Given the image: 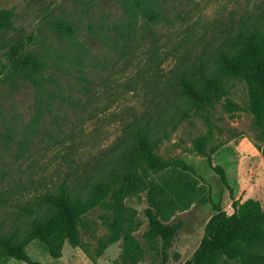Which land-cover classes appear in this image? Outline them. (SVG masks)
<instances>
[{"label": "rangeland", "instance_id": "1", "mask_svg": "<svg viewBox=\"0 0 264 264\" xmlns=\"http://www.w3.org/2000/svg\"><path fill=\"white\" fill-rule=\"evenodd\" d=\"M125 1L0 0V9L14 11L0 33V235L25 237L45 194L62 183H85L86 172L95 174L124 150L119 137L133 123L161 136L156 150L164 158L179 156L207 176L215 204L195 197L176 210L171 220L181 227L166 244L145 236L146 192L127 198L129 226L142 246L136 261L124 256V235L115 237L104 208H97L80 243L66 242V264H183L191 258L216 207L233 208L231 190L209 167L210 155L226 167L235 199L264 201V141L246 81L224 75L227 93L204 106L187 99L181 85L202 60L215 69L244 22L262 24L264 0H158L160 20L137 12L134 26ZM61 22L77 29L76 38L64 35ZM18 43L52 63L40 72V90L12 73L7 53ZM27 248L39 261L58 263L37 240ZM0 264L29 263L3 258ZM220 264L242 263L228 257Z\"/></svg>", "mask_w": 264, "mask_h": 264}, {"label": "trees", "instance_id": "2", "mask_svg": "<svg viewBox=\"0 0 264 264\" xmlns=\"http://www.w3.org/2000/svg\"><path fill=\"white\" fill-rule=\"evenodd\" d=\"M158 4V0L125 1L132 19L131 26H134L137 12L150 22H158L162 16ZM13 14L12 8L0 9V33L10 25ZM60 26L68 39L76 38L74 26L67 22H61ZM7 55L12 73L31 78L40 90L43 85L40 72L52 64L46 56L27 53L24 43L13 45ZM191 72V77L182 78L181 85L186 98L198 106L212 104L227 93L224 75L245 80L249 108L264 141V21L262 24L244 22L233 46L222 51L215 69H210L202 60ZM173 103L177 104L176 101ZM132 125L127 134L119 137V143L125 142L124 150L95 168V174L86 172L85 183H62L45 194L40 208L25 228V237L0 235V255L3 258L47 264L35 259L27 248L30 241L37 240L59 259L57 264H66L61 260L66 242L78 245L89 213L104 208L102 217L114 236L125 237L124 256L136 261L142 246L129 226L127 198L146 192L149 205L145 214L149 228L145 236L162 238L166 244H170L181 227L180 223L171 220L176 210L188 208L195 197L215 204L213 185L207 176L179 156L164 158L156 150L161 136H155L149 126ZM198 143L203 147L205 137H201ZM209 167L231 190L233 208L225 211L216 207L217 212L206 224L200 246L183 264H220L228 257L238 258L242 264H264V201L235 199L226 167L216 163L211 155ZM3 258L0 257V263Z\"/></svg>", "mask_w": 264, "mask_h": 264}]
</instances>
